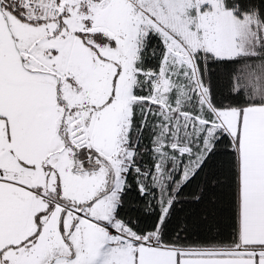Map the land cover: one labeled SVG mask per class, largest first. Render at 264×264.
I'll return each instance as SVG.
<instances>
[{
	"label": "snow or ice",
	"instance_id": "obj_1",
	"mask_svg": "<svg viewBox=\"0 0 264 264\" xmlns=\"http://www.w3.org/2000/svg\"><path fill=\"white\" fill-rule=\"evenodd\" d=\"M0 264H264V0H0Z\"/></svg>",
	"mask_w": 264,
	"mask_h": 264
}]
</instances>
